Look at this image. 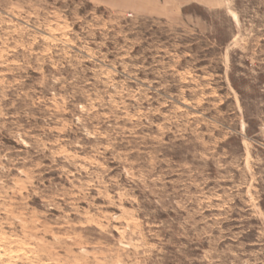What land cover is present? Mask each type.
<instances>
[{
	"label": "rangeland",
	"instance_id": "374dc122",
	"mask_svg": "<svg viewBox=\"0 0 264 264\" xmlns=\"http://www.w3.org/2000/svg\"><path fill=\"white\" fill-rule=\"evenodd\" d=\"M0 264H264V0H0Z\"/></svg>",
	"mask_w": 264,
	"mask_h": 264
},
{
	"label": "trees",
	"instance_id": "16d2710c",
	"mask_svg": "<svg viewBox=\"0 0 264 264\" xmlns=\"http://www.w3.org/2000/svg\"><path fill=\"white\" fill-rule=\"evenodd\" d=\"M183 11H185V8L184 9H182ZM202 17H204V18H206V15H204V14H200Z\"/></svg>",
	"mask_w": 264,
	"mask_h": 264
}]
</instances>
